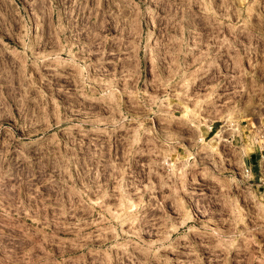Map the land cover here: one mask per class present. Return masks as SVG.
<instances>
[{
  "label": "rangeland",
  "instance_id": "rangeland-1",
  "mask_svg": "<svg viewBox=\"0 0 264 264\" xmlns=\"http://www.w3.org/2000/svg\"><path fill=\"white\" fill-rule=\"evenodd\" d=\"M0 264H264V0H0Z\"/></svg>",
  "mask_w": 264,
  "mask_h": 264
},
{
  "label": "bare ground",
  "instance_id": "bare-ground-1",
  "mask_svg": "<svg viewBox=\"0 0 264 264\" xmlns=\"http://www.w3.org/2000/svg\"><path fill=\"white\" fill-rule=\"evenodd\" d=\"M150 36H151V35H150ZM148 39H149V38H148ZM94 98H95V97H94ZM187 199H188V198H187ZM190 200H191V198H190ZM190 200H189V201H190ZM189 201H188V202H189ZM190 202H191V201H190ZM191 203H192V202H191Z\"/></svg>",
  "mask_w": 264,
  "mask_h": 264
},
{
  "label": "crops",
  "instance_id": "crops-1",
  "mask_svg": "<svg viewBox=\"0 0 264 264\" xmlns=\"http://www.w3.org/2000/svg\"><path fill=\"white\" fill-rule=\"evenodd\" d=\"M251 172H252V170H251Z\"/></svg>",
  "mask_w": 264,
  "mask_h": 264
}]
</instances>
